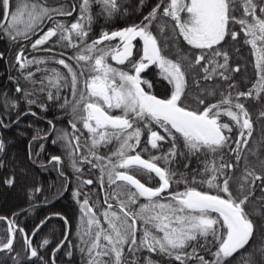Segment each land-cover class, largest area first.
<instances>
[{
    "label": "snow or ice",
    "instance_id": "snow-or-ice-1",
    "mask_svg": "<svg viewBox=\"0 0 264 264\" xmlns=\"http://www.w3.org/2000/svg\"><path fill=\"white\" fill-rule=\"evenodd\" d=\"M94 4L100 8L98 15L108 18L118 14L122 8L119 0H81L80 14L73 22L69 25L58 23L31 44L35 50L58 36L59 42H66L67 47L76 50V54L69 57L75 61V68L63 58L54 59L53 62L63 66L67 72L57 68L45 69L46 75L41 78L42 87L39 90L43 92L54 88L55 94L51 90L47 91L48 100H59L61 86H68L71 78L73 119L69 123L72 134L64 131L59 139L68 141L70 156L79 153L80 136L76 133L80 131L78 124H82L91 144L88 154L81 156L80 161L92 163L90 155L97 161L92 166L100 167L101 184L106 176L109 186H116L105 197L107 208L100 213L107 228L97 219L89 199L85 198L82 202L77 200L82 213L88 217V228L84 234L90 237L86 242L89 264H126L125 246L129 252L146 250L149 255L144 257L143 264H155L152 253L165 254L179 264H187L193 258L199 264H230L227 258L245 249L256 235L257 226L250 218L247 205L254 192L255 181L264 182V174L257 175L249 171L247 158L244 157V174L239 178L241 182L234 192L232 184L238 165L223 162L222 156L221 162L217 163L214 154L228 143L230 137L226 133L233 132L230 123L221 122L222 117H228L239 129V136L234 141L237 147L230 149L236 153L238 162L242 159V146L248 144V137L252 135L250 113L240 98L252 97L254 93L257 99L264 98V0H160L139 24L115 31H102L97 39L88 43ZM237 5L243 9L240 17L235 15ZM74 11L75 6L71 10L63 6L50 8L42 0H17L13 11L10 0H0V13L3 16L0 31L12 41L30 39L45 19H51L53 15L72 16ZM235 24L240 25L239 31L244 33L245 43L251 46L252 54L256 57L258 80L247 92H237L235 98L231 92L227 95L221 92L219 100L208 103L203 97L197 96V103L202 107L191 108L187 103V78L193 71L202 70L207 80L212 79L218 70H223L218 74L226 81L231 79L226 75L229 55L224 46L229 37L232 41L238 39V32L232 27ZM153 25L159 27L161 34L171 26L173 33L190 46L191 54L181 53L176 60L164 55L167 45L162 47L158 43ZM137 40L142 42V46L134 43ZM191 50H199V54ZM209 52L212 59L208 57ZM221 56L223 63L214 59ZM109 61L123 67L113 66ZM16 62L21 70H25L30 65H40L46 61L28 60L21 50ZM153 65L160 70L161 78L172 86L170 94L164 97H158L143 87L147 85V89L153 88V83L141 75ZM209 65L212 66L211 72ZM76 68L80 69L79 73ZM37 71H40L39 67ZM232 71L238 72L239 68ZM25 79L35 83L34 74L30 71ZM229 88H235V85L229 84ZM22 91L24 89L16 87V92ZM24 94L26 97L31 95L26 91ZM214 94L208 92V95ZM28 103L35 104L36 101L28 99ZM68 105L69 101L65 99L60 106L64 108ZM38 106L45 109L44 104ZM260 116L264 117V111H261ZM49 123L52 124V121ZM52 131H55L54 125ZM145 133L147 145L151 149L159 150L160 142H168V151L144 158L142 154L148 151L147 147H141ZM181 140L189 154H212L211 159L204 161L199 181L195 176L189 181L182 174L180 179L174 181L178 173L171 165L178 156L184 155L179 151L178 142ZM52 142L56 143V140ZM113 142L118 147L109 156L97 155L99 146ZM3 151L4 144L0 142V152ZM52 161L60 163L61 158L53 156ZM76 163L74 158L73 167H76ZM184 167L187 168L188 164ZM76 170L80 171L79 168ZM140 173L147 174L150 179L154 174L158 178V186H147L141 182L138 178ZM249 177H252L251 183L248 182ZM3 183L13 187L16 183L15 173L5 178ZM83 183L90 185L93 181L89 179ZM173 183H183L185 187L183 190H172ZM197 183L200 188L196 187ZM205 185L210 191L204 190ZM33 191L39 192L40 189ZM79 195L78 191L73 193L74 198ZM141 198L147 203H139ZM109 199L116 200L118 211L114 210L113 204L108 203ZM138 204L137 210L133 206ZM4 219L0 217V220ZM48 219L51 217L41 221L36 232ZM7 231V240L0 239V251L12 252L16 232L22 233L24 230L16 229L13 221H8ZM138 232L141 233L139 237ZM208 237L212 238L211 241H208ZM200 238L215 247L216 250L211 253L212 260L197 255L195 248L192 253L185 251L190 242H198ZM48 243L47 239L43 240L41 247ZM64 243L61 241L56 251ZM25 248L30 251V258L42 259L27 236ZM260 251L264 254V248ZM245 259L246 264H256L251 254ZM130 264L137 262L132 261Z\"/></svg>",
    "mask_w": 264,
    "mask_h": 264
},
{
    "label": "trees",
    "instance_id": "trees-1",
    "mask_svg": "<svg viewBox=\"0 0 264 264\" xmlns=\"http://www.w3.org/2000/svg\"><path fill=\"white\" fill-rule=\"evenodd\" d=\"M10 2L13 11H15L17 0H10ZM42 2L46 3L50 8H59L63 6L68 10H71V6L74 5L77 11L81 0H42ZM119 2L122 5L121 11L110 18L104 15H98L100 12L99 6L95 4L92 6L93 21L88 40H92L99 36L102 31L118 30L126 24H131L140 20V15L136 16V13L133 12L132 9H129L127 0H119ZM132 4L135 11L141 6L136 2ZM76 11L72 16L55 15L54 27L58 23L69 25L73 21ZM0 22H3L2 13H0ZM46 28L47 24H41L35 33L30 36V39H19L17 41L10 40L0 31V121H2V123H0V128L2 142L4 144V151L0 152V165H2L0 166V217L11 218L14 225L17 227L16 229L24 230L22 233L19 231L16 232L14 250L12 252L0 251V264H53V262L54 264H89L88 252L86 250H81L83 249L82 247L85 249L86 247L74 241H68L60 246L58 251L55 250L52 252L53 249L58 246L62 235L58 233H48L46 226L49 224V221L40 228L39 232L35 230L37 223L42 221L46 214L51 211V208L47 207L48 204L74 203L70 197L71 189L74 188V183L71 178V169L64 165L57 168V163L53 161L48 162L51 156L60 154V152L58 148L54 149L46 145L45 141L47 136H44L48 131V120L52 119L56 126L62 124L65 120L69 121L71 116H73L71 113L66 112L65 109H68V106L64 108L60 106L64 103L65 99L68 100L69 98L68 93L70 85L64 86V90L60 88L59 100H48L47 91L51 90L55 94L56 89L51 88L43 92L39 90L42 87L41 78L46 75L44 70L48 69L49 64H51L50 54H54L55 56H62L64 53L65 55L73 54L74 49L70 47L62 49L59 39L53 37L52 41H54L55 44L52 48L55 50L54 52L43 50L51 48L49 44L50 41L45 45L38 46L37 49L34 50L31 46L32 42L44 34ZM21 50H23V55L28 60H33L32 58L34 57H40L46 62L40 65L33 64L27 69L21 70L16 62V56ZM62 51L64 53H62ZM231 52V50L228 51L229 57ZM229 63L231 64L233 61L229 60ZM37 67L40 68V71H37ZM55 67L57 69H62L61 67ZM29 71L34 74L35 83L25 79ZM231 75L237 78L240 73L232 72ZM233 83L236 85L234 88L236 90L240 87H244L240 81H233ZM44 85H47L46 80L44 81ZM17 86L24 89V91L16 92ZM25 91L31 95L26 97L24 94ZM5 97L8 99L7 104H5ZM28 99H33L36 103L29 104ZM40 104H44L45 109H41V107L38 106ZM32 113H35L37 117L32 115ZM33 137L38 138L33 139ZM142 141V145L147 142L146 133L142 136ZM178 143L179 151L184 153V155L178 156L171 167L177 171L178 178H180L182 174L191 181L192 154L187 152V149L183 147L181 141ZM114 145L115 142L102 145L100 151L109 153L114 149ZM169 148L170 143L165 142V152H167ZM157 152V150L153 149L149 155H157ZM185 164H188L187 168L184 167ZM241 167L244 173L245 163H243ZM254 169V162L252 160L248 161V170L255 172ZM13 173H15L16 183L13 187H8L3 183V180ZM61 173L67 174L69 178L68 185H66V181L61 176ZM235 177L240 181L238 175H235ZM37 188L40 189L39 192L33 191ZM54 211L61 212L59 209H54ZM251 213L252 212H249L250 218L257 226L256 235L250 243L245 246V249L235 253L233 257L227 258L230 264H246L245 257L249 254L254 257L256 264H264V254L260 251V249L264 248V230H262L264 210L262 209L259 213ZM37 214H39V217L36 216ZM54 220L55 219L51 222L54 223ZM54 229L60 231V228ZM33 233H35V235H33ZM137 235H140V233L138 232ZM25 236L28 238L32 236L30 239L32 247L38 249V256L42 259L30 258L29 250L25 248ZM7 238V225L3 220H0V239L6 241ZM45 239H47L49 243L41 247ZM211 239V237H208V241H211ZM208 241L204 238H200L198 242L192 241L185 251L192 253L193 248H195L197 255H204L206 259L212 260L213 256L211 253L216 249L208 243ZM69 252L72 253L71 256L68 255ZM51 254L53 257L52 262ZM130 254L133 256H130ZM148 255L149 253L146 250L129 252L127 246H125L124 249L126 264H129L132 258L137 264H143L144 257ZM151 257L154 262L159 264H179L178 261H175L172 257L165 254L152 253ZM103 259L107 260L108 257H103ZM187 264H199V262L193 258L188 260Z\"/></svg>",
    "mask_w": 264,
    "mask_h": 264
},
{
    "label": "flooded vegetation",
    "instance_id": "flooded-vegetation-1",
    "mask_svg": "<svg viewBox=\"0 0 264 264\" xmlns=\"http://www.w3.org/2000/svg\"><path fill=\"white\" fill-rule=\"evenodd\" d=\"M133 2L139 3L141 6L139 9H137L135 11L132 10L133 12L136 13V16L140 15V22L142 21V18H144V16H142V14L148 15V13L152 10L153 7H155L158 3H160V0H127V4L128 7L131 9V7L133 6ZM74 5L71 6V9L73 8ZM138 7V6H136ZM237 11L235 12V15L237 17L242 16L243 11H241V8H239V5H237ZM75 12V11H74ZM73 12V13H74ZM55 15L52 16L51 19H45L43 21L42 24H47V28L46 31H48L49 28H53L54 27V21H55ZM139 22V23H140ZM126 27V26H123ZM121 27V28H123ZM232 27L238 32V39L236 41H232L231 38H228V43L224 46V50L227 51L229 50V48H232L233 50H237L241 52H243L242 47H243V41L245 40L244 37V33L240 32V25L239 24H235L232 25ZM120 29V28H119ZM153 33H155L154 35L157 36L158 38V43L163 47L165 45H167V51L172 52V56H168L170 59L176 60L179 55L181 53H183L184 55H189L190 53V46H188L185 42H183V38L182 37H178L176 36L172 29L171 26H169L168 29L165 30V33L161 34L159 32V27L157 25H153ZM99 36L95 37L98 38ZM53 40V38H51L49 44L51 45V41ZM142 45V43H140ZM192 52L199 54V50H191ZM73 55L74 54H68ZM208 57L209 59H212L211 53H208ZM216 61H218L219 63H223V57H215L214 58ZM54 60H50L51 62V66L52 64H55V66L57 67H61L63 68V66L58 65L56 63L53 62ZM69 63V62H68ZM83 63V62H82ZM205 63V62H202ZM245 63V64H244ZM243 66L241 67L238 64H233L230 66L231 69H235V68H239L238 72L235 73H240V75L236 78L233 77L232 75H230L231 79L233 81H240L242 83L243 86H245V83H247L248 81L251 80V76L250 74L254 73V71L252 70V65H251V61L250 60H246V62H244ZM70 64L73 65V67H75V62L71 60ZM230 65V63H229ZM53 67V66H52ZM118 67H123V66H118ZM211 65H209V71L211 72ZM64 69V68H63ZM76 71L79 73L80 69L76 68ZM219 71H223V70H218ZM61 72L66 73L67 70L61 69ZM160 70L153 66H150L149 69L145 72L142 73V77L144 79L149 80L150 82L153 83V88L151 89H147V85H143V87H145L146 90L152 92L153 94L157 95L158 97H164L168 94H170L171 88L172 86L168 84V82L166 80H163L161 78V76L159 75ZM214 74L212 79H204V72L200 69H197L196 71H193L187 78L188 81V88L187 91L189 93L188 95V100L187 103L188 105L195 109L197 107H202L201 105H198L197 103V96H201L203 97L208 103H215L217 100H219L220 97V93L223 92L225 95H227L229 92L225 91L229 85L228 82L229 80H224L219 74ZM234 72V71H233ZM227 74V72H226ZM63 83V82H62ZM70 85V84H69ZM82 86V85H81ZM238 86V85H237ZM61 88H63L62 90H64V86H62ZM70 88V87H69ZM231 89V88H230ZM240 89H242V87H240ZM214 92V95H208V92ZM241 91V90H240ZM69 105H68V109H65L66 112L71 113L73 115L72 112V108H71V102H72V98L71 97V88L69 90ZM233 95V94H232ZM72 99V100H71ZM250 100V99H249ZM249 102V101H248ZM247 105L251 106L253 108V110H248L249 113L250 111H252V123L253 121H255L259 115V104L256 103H247ZM35 117H37L35 115ZM73 116H71V118L69 119L72 120ZM49 121H52V124L49 123ZM69 121L65 120L62 124H58L55 126L54 122L52 119L48 120L49 126H48V131L44 136H47L45 144L48 145L49 147H53L54 149L58 148L60 154L57 155H53V156H59L61 158L60 163H57V168L60 167L61 165L64 166H68L71 169L72 172V182L74 183V188L71 189V194L70 197L72 198V200L74 201L73 204H68V203H61V204H57V205H51L48 204L47 207L51 208V211L46 215H51V217H53L55 220V222H51L46 226V229H48V233L53 234V233H58L60 235H62V238L59 240V244L61 242V240L66 236L67 234V240L66 243L68 241H74L75 243H79L82 244L86 247V249L84 247H82L84 250L87 251V247L88 244L86 243L87 241H89L90 237L88 235H85V231L88 228V217L85 216L82 211H81V204L77 202V199H85L87 197V199H89L91 205H93V211L97 214V219H99L101 221V215H100V211L105 208H107V204L104 203L105 201V197L107 195H109L111 188L114 186H109L108 182L106 183V180L103 178V185L101 184V178L99 175V171L98 170V166L97 167H93L92 165L94 163H97V161L95 159H93L90 155H89V160L92 161V163H87V162H81L80 161V157L83 155H87L88 153V148L90 145H88L86 140V133L84 132V129L82 127V125L78 124V128L80 129V131H78L76 133V135L80 136V145H81V151L79 153H74L73 156L69 155V148L67 147L68 145V141L67 140H62L59 139V137L62 135V133L64 131H67L70 135L72 134V129H71V125L69 123ZM221 122H227L230 123L228 117L224 116L221 118ZM53 125L55 126V131H52ZM255 128V126H254ZM256 133H252V135L249 137L253 139V141L251 143L252 146H254V150L250 151L249 147L248 149H246V145H243L242 150H241V156L244 158L246 157L247 160H252L254 162L255 165V174L257 172V175L260 174H264V163L260 162V156L264 154V149H261V146L264 145V142H262L258 135L261 132L260 126L258 125V127L255 129ZM226 135H229L228 133H226ZM256 135V137H255ZM258 137V139H257ZM56 140V143H53L52 141ZM182 142V140H181ZM183 143V142H182ZM249 143V140H248ZM161 147L159 150H157V155H161L162 153H166L165 152V142H160ZM88 145V146H86ZM248 145V144H247ZM250 146V145H249ZM143 147H148L147 142L144 143L142 145ZM220 155L218 158V162L220 163V157H223V162L225 163H231L235 158H236V154L235 155H231L227 153V150L225 152L224 148L220 150ZM97 155L99 156H103V152L100 151V149H96ZM253 152V155H249L250 153ZM255 153V154H254ZM219 154V153H218ZM228 154V155H227ZM144 156V158H148L149 154L147 152L142 154ZM210 154H208L207 156H209ZM51 156L50 159L53 157ZM207 156H204L203 154H196V155H192V178L193 176L196 177L197 181H199L202 178V171L204 168V161L206 159H209ZM76 159L77 163H76V167H73L72 161L73 159ZM162 163V162H161ZM243 163H245V161H243ZM257 163V164H255ZM261 167V168H260ZM76 168H79L80 171H77ZM89 171V172H86ZM243 175V174H242ZM61 176L64 178V180L66 181V185H68L69 183V178L67 177L66 173H62ZM87 177V179H86ZM153 178H149V176L145 173H140L138 174V178L141 179V182L145 183L147 186H158V178L154 177V174H152ZM91 179L93 181L92 184H84L83 181L89 180ZM95 179L97 181H95ZM180 179L178 178V175L176 177H174V181ZM249 180H251V178H249ZM241 181H238V179L235 177L233 184H232V188L233 191L235 192L236 189L238 188V185ZM252 181H250L251 183ZM174 184V183H173ZM182 186H184L182 183L180 184ZM197 188H200V184L197 183L196 185ZM88 189V191H87ZM264 182L262 181H255L254 184V192L252 193V196L250 197V203L247 205V210L249 211L250 209L253 210V208L256 210L258 207L255 205L256 202H260V201H264ZM173 190V188H172ZM204 190L206 191H210L209 189H207V186H204ZM66 191V190H65ZM79 192L80 195L77 198H74L73 193L74 192ZM90 191H92V193H90ZM165 196L167 195L166 193L164 194ZM147 202L146 200H144L143 198L140 199L139 203H144ZM113 207L116 211H118L119 209L116 206V202L112 203ZM139 205V204H138ZM136 205V208H138L139 206ZM54 209H59L61 212H57L54 211ZM59 214V215H57ZM61 217H63L64 219H61ZM46 218H44L45 220ZM65 219L68 221L67 224H65ZM102 226L105 228L107 226L106 223L101 221ZM54 228H60L59 230H55ZM36 230V228H35ZM138 234V233H137ZM138 236V235H137ZM58 244V245H59ZM58 246H56L52 252H54L57 249ZM83 250V251H84ZM130 256H133L132 254H130ZM52 254H51V260H52ZM53 261V260H52Z\"/></svg>",
    "mask_w": 264,
    "mask_h": 264
},
{
    "label": "rangeland",
    "instance_id": "rangeland-1",
    "mask_svg": "<svg viewBox=\"0 0 264 264\" xmlns=\"http://www.w3.org/2000/svg\"><path fill=\"white\" fill-rule=\"evenodd\" d=\"M130 9V8H129ZM131 9L132 10H134V7L132 6L131 7ZM241 11H243V9L241 8ZM79 8L77 9V11H76V14L74 15V18H73V21L79 16ZM142 16H144L145 17V14H142ZM142 20H143V18H142ZM64 21V20H63ZM72 21V22H73ZM139 22H140V20H137V21H135L134 23H131V24H126L125 26L127 27V26H130V25H132V24H139ZM43 23V22H42ZM124 28V27H123ZM121 29V28H120ZM119 30V29H118ZM112 31H115V30H112ZM155 34V33H154ZM43 35V34H42ZM41 35V36H42ZM57 39H59V37L57 36L56 37ZM38 39V38H37ZM95 39H97V38H93L92 40H87V42L88 43H91L93 40H95ZM60 43V47L63 49H66V48H68L67 46H66V42H59ZM134 43H136V44H138V45H141L140 43H142V42H140V41H134ZM243 44V47H242V50H243V52H241L240 51V49H239V51H235V50H233L232 48H229V50H227V52L228 51H232L230 54V57H229V60L230 61H233V63H231L230 65H229V68H228V70H227V74L226 75H228V76H230L231 74H232V69L230 68V66L231 65H233V64H238V65H240L241 67L245 64L244 62H246V60H250L251 61V67H252V70L254 71V73H252V74H250V76H251V80L250 81H248L247 83H245V86L242 88V89H240V88H238V90H236V89H234V88H227L225 91H227V92H231L233 95V98H235V96H236V93L237 92H240V90L241 91H244V92H247L250 88H252V85L254 84V83H256V81L258 80V77H257V75H256V72H257V69H256V67H255V62H256V57L252 54V49H251V46L250 45H248V44H246L245 43V40L242 42ZM55 44V42L54 41H51V45H50V49H52V52H54L55 50H53V48H52V46ZM142 46V45H141ZM164 47V46H163ZM167 49V47H165L164 48V55H166L167 57L168 56H172V52H169V51H167L166 50ZM64 51V50H63ZM62 51V53H64ZM73 54L75 55L76 54V50H74V52H73ZM65 53L62 55V56H59V55H57V56H55L54 54H50V58L51 59H61V58H63V59H65V61L66 62H71V60L69 59V57H71V56H73V55H71V56H66V55H68V54H66L65 56ZM34 58H37V59H42V58H40V57H34ZM34 58H32V59H34ZM169 58V57H168ZM72 61H74V60H72ZM75 62V61H74ZM110 63H112L113 64V66H116V67H118V65H116L115 64V62L114 61H109ZM244 63V64H243ZM53 66V67H52ZM52 66L49 64V67H48V69H51V68H56L55 67V65L54 64H52ZM75 68V67H74ZM60 71H61V69H59ZM62 70H64L63 68H62ZM70 77H69V84H70ZM231 81V82H230ZM230 81L228 82V85L229 84H234L233 83V80L232 79H230ZM235 85V84H234ZM235 87H236V85H235ZM70 88H71V85H70ZM71 97H72V93H71ZM73 99V98H72ZM71 99V100H72ZM250 99V100H249ZM73 101V100H72ZM249 101V102H248ZM240 102L241 103H243L244 105H245V107L248 109V110H253V108L251 107V106H249V105H247V103H256V104H259V110H258V112H259V115H258V117L259 118H257L255 121H253V130H252V133H253V131H254V133H256V128L258 127V125L260 126V129H261V132L262 133H260L259 135H258V137H259V139L262 141V142H264V117H261L260 116V113H261V111H264V98H261V99H257L256 98V96H255V93L253 94V96L252 97H247V98H244V97H242V98H240ZM250 113L252 114V111H250ZM251 114H250V118H251V120H252V116H251ZM230 121V120H229ZM230 124L233 126V132L232 133H228L229 135V137H230V139H229V141H228V143L225 145V147H224V150H225V152H226V150H227V153L228 154H231V155H235L236 153H234V152H232V151H230V149H235L236 147H237V145L235 144V139L239 136V129L238 128H236L235 127V125H234V122H231L230 121ZM11 125V124H10ZM9 125V126H10ZM80 125V124H79ZM82 125V124H81ZM254 126H255V128H254ZM1 129V128H0ZM84 132L86 133V140L88 139V136H89V134L87 133V131L86 130H84ZM255 137H256V135H255ZM258 137H257V139H258ZM248 140H249V143H248V145H246V149H248V147H249V150L251 151H253L254 150V146H252V144L253 143H251L252 141H253V139L252 138H250L249 139V137H248ZM87 143H88V145H90L91 144V141L88 139V141H87ZM250 145V146H249ZM101 147H102V145L99 147V149H101ZM118 147V144L115 142V145H114V149L112 150V151H115V149ZM243 148V147H242ZM147 149H148V151H147V153L149 154L153 149H151V147H150V145H148V147H147ZM261 149H264V145H262L261 146ZM112 151H110L109 153L108 152H105V153H103L104 155V157H107V156H109L110 154H111V152ZM220 152L221 151H219L218 153H216V154H214L215 155V157H216V160H217V163H219L218 162V158H219V156L218 155H220ZM201 154H203V153H201ZM227 154V155H228ZM240 154H241V152H240ZM255 154V153H254ZM204 156H207V155H205V154H203ZM249 155H253V152L252 153H250ZM211 156H212V154H210L209 156H207L209 159H211ZM242 157V156H241ZM243 161H244V159H243V157H242V159L238 162L237 160H236V158L231 162V164H233V165H238L237 166V168L235 169V175L237 176L238 175V177L240 178L241 176H242V174H244L243 173V171L241 170V166L243 165ZM248 161H250V160H248ZM247 161V162H248ZM260 162L261 163H264V154L263 155H261L260 156ZM255 164H257V163H255ZM261 168V167H260ZM98 169L99 170H97V171H99V175H101V171H100V167L98 166ZM87 172V171H86ZM256 174H257V172H256ZM100 178H101V176H100ZM249 178H251V180H249ZM248 178V182L250 183V181H252V177H249ZM86 179H87V177H86ZM104 179L106 180V183L108 182V180H107V177L106 176H104ZM240 180V179H239ZM95 181H97L96 179H95ZM183 184V183H182ZM184 185V184H183ZM184 187L185 186H182V185H177V184H173V190H183L184 189ZM116 188V186L114 185L112 188H111V191H110V193L114 190ZM87 191H88V189H87ZM90 193H92V191H90ZM109 193V194H110ZM87 198V197H86ZM78 200V199H77ZM84 199H80L79 201L80 202H82ZM116 202V200L115 199H109V201H108V203H115ZM163 202V201H162ZM144 203H147V202H144ZM258 208L255 210L254 208H253V210L252 209H250L249 210V212H256V213H259L260 211H262V209L264 210V201H260V202H256V204H255ZM139 206V205H138ZM135 209H137L138 210V208H136V206H133ZM118 208V207H117ZM115 210V209H114ZM104 210L102 209L101 211H100V213H102ZM251 213V214H252ZM101 217V221L103 222V216L101 215L100 216ZM142 223V222H141ZM105 228H107V226L105 227ZM262 230H264V223H263V229ZM154 231V230H153ZM140 235H141V233H140ZM140 235H138V237L140 236ZM103 242V241H102ZM133 259V258H132ZM130 260L129 261V264H130V262H132L133 260ZM155 264H159V263H157V262H155Z\"/></svg>",
    "mask_w": 264,
    "mask_h": 264
},
{
    "label": "bare ground",
    "instance_id": "bare-ground-1",
    "mask_svg": "<svg viewBox=\"0 0 264 264\" xmlns=\"http://www.w3.org/2000/svg\"><path fill=\"white\" fill-rule=\"evenodd\" d=\"M48 162H52V160L49 159ZM55 163H56V162H55ZM46 215H47V214H46ZM36 216L39 217V214H37ZM48 217H51V215L45 216V218H48ZM5 218H6L7 220L4 219L3 221L6 223V225H7V229H8V223H7V222H8V221H12V219H11V218H8V217H5ZM36 219H37V218H36ZM53 219H54V218L51 217V219H48L47 222L49 221L48 223H51V221H52ZM43 220H44V218L42 219V221H43ZM40 224H41V221H39V222L37 223V225H36V229H37V226L40 225ZM14 226H15V228H17L16 225H14ZM41 227H42V226H41ZM8 235H9V234H8ZM31 237H32V236H31ZM61 241H65V243H66L65 237H64ZM65 243H64V244H65ZM64 244H63V245H64ZM59 245H60V244H59ZM51 262H52V260H51Z\"/></svg>",
    "mask_w": 264,
    "mask_h": 264
},
{
    "label": "water",
    "instance_id": "water-1",
    "mask_svg": "<svg viewBox=\"0 0 264 264\" xmlns=\"http://www.w3.org/2000/svg\"><path fill=\"white\" fill-rule=\"evenodd\" d=\"M0 142H2V134H1V130H0ZM51 160H52V158H51ZM7 220V219H6ZM8 223V222H7ZM29 239H31V237L29 238ZM29 256H30V251H29Z\"/></svg>",
    "mask_w": 264,
    "mask_h": 264
}]
</instances>
